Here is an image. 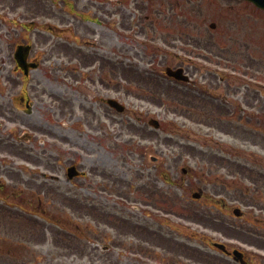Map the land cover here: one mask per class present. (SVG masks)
Segmentation results:
<instances>
[{"label":"rangeland","instance_id":"1","mask_svg":"<svg viewBox=\"0 0 264 264\" xmlns=\"http://www.w3.org/2000/svg\"><path fill=\"white\" fill-rule=\"evenodd\" d=\"M29 3L26 5L27 8L24 10L28 14V18L33 23L34 28L30 29L27 33V38L32 42L33 50L42 51L43 45V34L48 36L39 24L43 23V19L40 16L43 13V5L40 0H26ZM233 12L237 11L242 18H239L241 23L255 22L262 26L264 29V15L256 12L251 7L245 5L244 3H238V1L233 0ZM22 11V8L15 9L14 12ZM28 19V21H29ZM234 19V16H233ZM198 20V19H197ZM218 30L214 32L208 31V22H190L187 27V32L184 34L177 35L175 42V47L171 48L172 52L166 53L164 50L157 52L153 51H130L126 48L124 52H131L132 55H136L141 61L148 65L155 64V61L151 63V59L154 58L163 60V63L169 65H177L183 60L185 65H188L189 69L193 70V79L198 85L208 84L211 81H218L221 74L231 75L233 67L239 69L240 72L248 74L262 75L257 72L249 62L246 61V54H234L233 53V41L237 37L241 28V24L237 23L235 26L231 20H218ZM31 25V27H32ZM237 27V28H236ZM247 27V24H246ZM256 27V26H255ZM231 28V29H230ZM232 32V38L230 33L226 34L223 32ZM45 32V33H44ZM14 35V34H12ZM16 38V35H14ZM51 38V37H49ZM50 43V42H49ZM236 44V43H235ZM243 50V49H242ZM123 52V53H124ZM175 52V53H174ZM181 52V53H180ZM40 54V53H39ZM38 55V53L36 54ZM186 61H191L192 63H187ZM245 61L247 63H244ZM40 67L33 70L30 78L26 81L23 92H26L27 98H29L33 104V112L30 115H26L22 111L14 109L15 105H18L17 95L20 94V79L17 74H13V89L7 90L4 79L0 81V151L3 153H12L17 151L18 145L15 144L16 141L13 139L14 135L25 127L20 126L19 122L24 121L28 126L25 130H34V144L35 146H44L47 155H58L60 159L61 166L58 167L56 164H49L41 171L45 172V176H49L52 171L57 172L59 180H49L43 179L41 171L38 173L34 172H23L22 175L28 177L31 182L36 183V188L28 184V186L23 187L25 190L24 197L29 199L32 203H35L40 197L43 201V206L46 209V216L49 220L58 222V227L51 226L46 222H39L40 225L47 230L48 237L45 242L38 243L35 236H30V241L25 242L24 246L26 252L20 257H1L0 264H91L88 252L90 250L91 244H89L90 238H95L100 234L104 235L106 239H110L115 236L114 230L112 231L107 226V222L111 225L116 226L117 231H120L119 226L120 220L118 217L109 215L99 214L100 211H94L86 206L89 198L91 196L87 195L84 191L79 190L80 195L73 196L74 193L72 189L78 190V187L72 186L65 180L64 172L62 171V166L68 164V160L74 157L76 151L79 152L76 155L79 159H82L84 167L91 165L89 164V159L96 158L99 153H104L108 150L109 154L107 157V168L109 170L110 178L118 182L125 180V177H129V172H135L134 166L130 167V170H125L122 165L116 160V155L120 148H115L113 143L117 142L118 145L124 147V152L126 155L133 153L132 146L139 144L141 145H152L158 151V154L167 158V156H173L181 154V158L177 159L178 162L176 168L172 166L171 170L166 165H161L166 169V172H180V167L188 165L194 170L193 175H195L194 184L205 186L209 189L217 188H227L229 191H233V174L229 173L233 169V163L227 160H223L224 167L217 169V159L212 157L209 160H202L201 155L198 153L200 144L203 141V137L209 134L213 137V140H217L221 144L225 145L222 151H219L220 156L233 160V156L228 153V146H233V139L228 138V136L220 135L215 129H208L206 126L201 124L199 121L200 116L197 114H189L184 112L183 108L176 106L178 102H182L180 99L183 98L181 92L186 91V86L188 85H171L168 83H157L155 82H144L142 79L146 75L143 72H139L137 69L126 68V73L134 74L130 75L129 78L125 80H112L110 81V96H117L120 101L126 106L124 113L119 114L117 112H111L109 115H101L96 117L95 121L91 124L96 125L98 117L103 118L104 122L108 124L109 131V142L105 149L95 146L93 152H85L84 145H80L82 141H85L86 145L90 144L92 140L91 128H87L88 120L92 122L91 112H86L83 108L81 110L79 100L73 99L69 94V99L73 100L66 105L63 102L61 109H58V101L52 100L48 97L49 92L52 88L61 87L62 89H69L68 85L64 86L62 82H56L53 72L54 60L50 58L48 61L39 65ZM147 66V67H148ZM160 66V62L156 65ZM195 67V68H194ZM124 68V67H123ZM206 68H209L206 69ZM8 68L3 69L0 67V76L5 75ZM206 74V75H202ZM119 84H116L118 83ZM222 84V83H221ZM118 85L119 92L114 88ZM195 88V87H192ZM13 98L14 106L10 98ZM185 104L189 105L188 101L191 97L190 95H185ZM174 102V103H172ZM83 106L92 107L97 113H102V108L98 107V104L93 101H83ZM168 107V108H166ZM177 112H174V110ZM80 119H76V117ZM149 118H156L160 122V128L154 129L150 127L148 123ZM264 118V117H263ZM263 118L261 123H263ZM255 125V120L252 121ZM40 126L41 129L37 127ZM262 126V125H261ZM76 128V131H73ZM30 130V131H31ZM253 130V129H251ZM50 135L62 134L68 135V142L62 143L56 139H51L47 133ZM254 131V130H253ZM253 134V133H252ZM99 135V134H97ZM254 135L261 137V133L257 132ZM96 137V136H95ZM9 140L10 143H14L12 146L10 143L4 144L2 141ZM43 140V145L41 144ZM176 140L179 141L175 144ZM264 141V139H262ZM106 141V139H105ZM78 143V146H74ZM52 146H49L51 145ZM3 145V146H1ZM29 145L21 144L19 148L28 147ZM105 146V145H104ZM190 146H194L190 147ZM57 148V149H56ZM251 148V147H250ZM249 148V149H250ZM251 149L254 152H260L258 147H253ZM248 148L246 150H249ZM174 151V153H172ZM214 153L216 149H213ZM260 154V153H257ZM89 158V159H88ZM8 161H3L0 166L5 167V163ZM169 162H173L171 159ZM18 164L25 165L23 162L15 161L13 164L16 167ZM25 166L30 167V164ZM58 167L59 170H54ZM204 175H201V174ZM14 177L18 176L17 173L12 172ZM0 176L5 177L4 172L0 173ZM201 181L200 183L198 181ZM222 180V181H221ZM86 185V181L84 182ZM45 184V186H44ZM158 184V181H157ZM224 184L225 186H222ZM61 189V192H42L45 188L54 191L57 187ZM112 187V188H111ZM109 190H115L119 186H112ZM177 188L176 186H165V188ZM67 189V190H66ZM112 192V191H111ZM112 196V195H110ZM114 198L116 197L113 195ZM31 203V204H32ZM32 217V215H30ZM74 222V223H73ZM104 223L103 224H100ZM211 224V223H207ZM78 225V226H77ZM211 226V225H210ZM110 227V226H109ZM212 227V226H211ZM40 230V228H39ZM16 230H10L7 235L12 241L14 239V244L6 242L0 239V244L6 245L10 244L8 248L13 251H17L18 246L16 242L19 243V237L14 236ZM95 232V234H94ZM124 234V233H123ZM29 237V234H25ZM101 236L98 237L100 239ZM74 252V253H73ZM81 252L85 254L79 255ZM27 253V254H26Z\"/></svg>","mask_w":264,"mask_h":264},{"label":"flooded vegetation","instance_id":"2","mask_svg":"<svg viewBox=\"0 0 264 264\" xmlns=\"http://www.w3.org/2000/svg\"><path fill=\"white\" fill-rule=\"evenodd\" d=\"M193 1L198 0H105V5H114V8L110 11L109 7H107L104 11L111 14H123L126 12L128 6H132L136 11L148 10L152 18L165 22V25H169L171 22H169V17L166 16V12L172 15L174 11L177 12L178 7L184 8L186 3ZM165 3L168 4L167 7H165ZM4 4L7 7V2ZM100 69L102 71L105 69V64L102 62ZM90 78L93 79L92 76ZM240 98H242L244 106L247 107L240 109L241 115L250 114L253 107H257L258 110L264 109L263 102H258L256 98L248 94ZM235 112V110L231 111L233 115ZM233 164L236 165L232 172L233 247L226 245V248L229 251L233 250V260L237 264H241L237 262L241 258L245 261L244 264H251V261L252 264H264V168H256L253 171V167L248 166L246 163H240L237 160ZM221 205L226 206L225 203ZM214 243L213 238L210 239L208 247L218 252V254L206 252V255L203 257L192 259V263L230 264L228 262H222L221 254L223 252L215 248ZM228 257L232 258V255H228Z\"/></svg>","mask_w":264,"mask_h":264}]
</instances>
